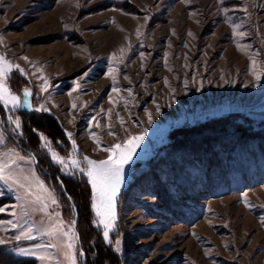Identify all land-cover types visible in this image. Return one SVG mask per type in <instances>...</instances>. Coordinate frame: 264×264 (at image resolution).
<instances>
[{
  "label": "rangeland",
  "instance_id": "374dc122",
  "mask_svg": "<svg viewBox=\"0 0 264 264\" xmlns=\"http://www.w3.org/2000/svg\"><path fill=\"white\" fill-rule=\"evenodd\" d=\"M0 55L19 65L4 83L21 100L0 102V162L31 184L0 180V256L92 264L106 249L103 264H264V0H0ZM29 112L64 135L27 126ZM141 134L105 241L89 177L70 161L86 169L83 157L106 159ZM61 178L90 190L83 248ZM22 231L33 239L17 241Z\"/></svg>",
  "mask_w": 264,
  "mask_h": 264
},
{
  "label": "snow or ice",
  "instance_id": "6c2138e0",
  "mask_svg": "<svg viewBox=\"0 0 264 264\" xmlns=\"http://www.w3.org/2000/svg\"><path fill=\"white\" fill-rule=\"evenodd\" d=\"M227 9H225V12ZM19 69V65L10 64L2 55H0V102H3L5 105H11L13 108L21 106V100L18 96L12 95L9 89L5 86V79L9 76L13 69ZM22 72L23 70L20 69ZM259 79V76L256 77ZM46 83V81H45ZM29 95V91L27 89L24 90L25 100ZM38 111L41 109H37ZM19 127V121L14 122ZM71 135L70 133L68 134ZM43 139V137H42ZM143 140V134L132 136L129 139L125 140L123 144H115L110 148L105 149L109 155L106 159L102 160H93L88 158L87 156L83 157L86 162L87 168H81L80 162L73 159L70 161L71 166L79 169L80 171H86L87 176L89 177V182L92 185L94 197L92 207L96 210L98 216H103L105 219L101 220V223L104 225V239L108 241L109 239V230L114 227L112 223L115 220V197L119 192L120 186L123 183V171L124 166L128 164L136 149L140 146V143ZM3 142V137L0 136V143ZM75 145V142H73ZM53 159L58 161L61 164L65 165V168L68 167V164L65 161L58 157L56 153H52ZM22 159V157H21ZM0 180H5L6 182L12 181L16 184H19L21 188H29L31 189V184H26L21 182L19 177H14L10 173V166L8 163L0 162ZM27 181V177L24 178ZM39 187L43 189V185L40 184ZM98 201V202H97ZM36 202L40 205V207L34 209L39 212H47L48 204L44 202V198L41 196H37ZM56 201L53 199L52 203ZM101 207H103L104 211H101ZM0 211H4L3 208H0ZM59 215L58 213L56 214ZM12 224L13 228H17L18 225L13 224L11 221L8 222ZM62 223V222H61ZM64 236L69 237L72 241L66 245L67 249H72L74 243V234L73 236H69V233H63ZM17 241L21 239L31 240L33 239L31 232H21L19 235L15 236ZM7 242L0 239V245H4ZM119 244V241H117ZM42 247V246H37ZM48 247H55V245H48ZM119 250V249H117ZM21 255H35L34 251L25 250V249H17L16 250ZM69 258L71 259V264H76L75 258L71 257L69 253ZM41 261L45 259L44 256L39 257Z\"/></svg>",
  "mask_w": 264,
  "mask_h": 264
},
{
  "label": "trees",
  "instance_id": "16d2710c",
  "mask_svg": "<svg viewBox=\"0 0 264 264\" xmlns=\"http://www.w3.org/2000/svg\"><path fill=\"white\" fill-rule=\"evenodd\" d=\"M25 124L32 125V127L40 128L47 132L49 135H51L53 138L60 139L64 132L61 129L59 123L57 120L48 113H36V112H29L25 115ZM227 116H221L218 119L213 120H207L205 122H211L216 120H222L223 118H226ZM251 126V125H249ZM252 127V126H251ZM248 128V127H247ZM244 129V128H243ZM249 129V128H248ZM29 141V138H28ZM29 143H31L29 141ZM61 184L63 185L64 192L67 194V196L71 199L73 203V213L76 218V228L77 233L79 234L80 238V246L81 248L84 247V244L87 243L89 239V228L90 225V211H89V201H90V190L88 188V185L81 183L82 186H80V182L74 183L69 181L68 179L61 178ZM2 204L0 203V206ZM83 224V231H79L78 226L79 224ZM109 250H99L98 258L94 259L92 264H103V261L106 257L110 256L108 255ZM0 264H33L32 262L24 263L21 261L13 262L10 259H7L3 256H0Z\"/></svg>",
  "mask_w": 264,
  "mask_h": 264
}]
</instances>
